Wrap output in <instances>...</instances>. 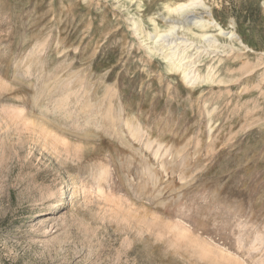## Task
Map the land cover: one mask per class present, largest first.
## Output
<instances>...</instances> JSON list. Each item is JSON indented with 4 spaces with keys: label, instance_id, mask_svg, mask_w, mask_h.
I'll use <instances>...</instances> for the list:
<instances>
[{
    "label": "rangeland",
    "instance_id": "obj_1",
    "mask_svg": "<svg viewBox=\"0 0 264 264\" xmlns=\"http://www.w3.org/2000/svg\"><path fill=\"white\" fill-rule=\"evenodd\" d=\"M203 1L241 44L189 88L112 0H0V264H264V0Z\"/></svg>",
    "mask_w": 264,
    "mask_h": 264
},
{
    "label": "bare ground",
    "instance_id": "obj_2",
    "mask_svg": "<svg viewBox=\"0 0 264 264\" xmlns=\"http://www.w3.org/2000/svg\"><path fill=\"white\" fill-rule=\"evenodd\" d=\"M112 1L116 4L118 11L126 13L124 18L127 24L126 28L131 31L133 38L138 40V46L144 51L146 58H148L149 61H152L155 58L159 59V61L162 62L163 69L166 73L180 77L181 81L189 88H194L202 83L227 84L230 82L220 80L217 65L208 64L205 65L204 68L202 66H204V63L209 59L211 54H217L225 48L234 49V47L237 46H235V44H241V41L237 34L223 29V27L213 18L210 9L206 6L203 0H188L184 2H170L163 4V9L166 10L168 15H177L178 17L183 18V21L178 22L171 20L172 18L163 17L164 25L160 26L156 23L154 18H148V22L153 26L152 33L146 31L145 21L140 14L145 8L143 0ZM134 3L136 5L135 12H132L130 10V5ZM198 10L206 14L208 19L204 18L201 12L196 16V11ZM168 15L167 17H170ZM219 62L220 60H218V63ZM110 104L111 103H109V106H111ZM95 106L96 104H87L85 107L89 110V108L93 109ZM84 109L86 110V108ZM107 109L106 112L109 113V118L106 120V124L109 127H115L116 124L113 120L116 116L121 115V110L116 108L115 110H111L110 108ZM42 111L46 112L43 109ZM65 114H67V112ZM107 126L105 128H107ZM127 127H129V125H127ZM91 134V132H86L85 135ZM130 135L140 136V132L138 130H133L130 132ZM159 154L160 149H156L154 157L157 158ZM64 196L65 195L62 194V198ZM62 203L65 205L64 199ZM60 208L63 209L64 206L59 207V209Z\"/></svg>",
    "mask_w": 264,
    "mask_h": 264
},
{
    "label": "snow or ice",
    "instance_id": "obj_3",
    "mask_svg": "<svg viewBox=\"0 0 264 264\" xmlns=\"http://www.w3.org/2000/svg\"><path fill=\"white\" fill-rule=\"evenodd\" d=\"M225 251H227V249H225Z\"/></svg>",
    "mask_w": 264,
    "mask_h": 264
}]
</instances>
